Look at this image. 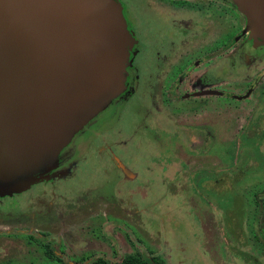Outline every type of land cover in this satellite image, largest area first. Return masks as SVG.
Here are the masks:
<instances>
[{
    "label": "rangeland",
    "instance_id": "obj_1",
    "mask_svg": "<svg viewBox=\"0 0 264 264\" xmlns=\"http://www.w3.org/2000/svg\"><path fill=\"white\" fill-rule=\"evenodd\" d=\"M125 7L133 41L126 66L131 91L72 141L69 158L56 171L50 172L58 159L20 184L0 186V264H82L98 258L114 263L129 255L161 264H264V143L256 150L249 146L231 173L245 169L236 179L245 182L248 175L262 186L228 185L222 134L215 155L194 162L212 169L200 173L191 164L195 138L157 106L165 71L163 8ZM237 13L250 36L245 17ZM215 22L218 37L224 23L217 16ZM234 48L217 57V78H229L225 64ZM151 92L157 95L150 109ZM225 104L217 98L215 113L221 117L222 109L234 108ZM217 117L216 132L228 127ZM113 157L137 179H126Z\"/></svg>",
    "mask_w": 264,
    "mask_h": 264
},
{
    "label": "water",
    "instance_id": "obj_2",
    "mask_svg": "<svg viewBox=\"0 0 264 264\" xmlns=\"http://www.w3.org/2000/svg\"><path fill=\"white\" fill-rule=\"evenodd\" d=\"M230 1L264 47V0ZM132 43L116 0H0L1 187L49 169L125 90Z\"/></svg>",
    "mask_w": 264,
    "mask_h": 264
},
{
    "label": "flooded vegetation",
    "instance_id": "obj_3",
    "mask_svg": "<svg viewBox=\"0 0 264 264\" xmlns=\"http://www.w3.org/2000/svg\"><path fill=\"white\" fill-rule=\"evenodd\" d=\"M116 1L122 8L126 22L125 3L134 4V7L139 8L144 6L153 9V4L163 8L160 12L163 13L166 20L165 33L167 38L163 43V66L161 65V67L162 69L165 68V71L162 74L163 78L160 79L161 101L159 102L160 105L157 106L163 109V113L174 118H170V120L176 122L177 128L182 129V131H190V134L195 138L190 149V156L194 158L191 164L198 168L199 164L195 165V161L205 162L204 160L209 156H214L213 152L218 145L216 137H220L222 134L223 143L228 147L226 153L229 158V165H227L229 175L225 177L226 181H229L228 185L231 187L235 184L246 186L248 183H253L251 186L257 184L262 186L263 183L259 179L250 182L248 175L245 182L242 179H236L238 174L247 173L245 169L240 168L235 173L236 175L231 174L233 173L232 169L235 170L234 167L240 163L239 157L242 154H249L250 150H247L249 146L256 150L257 147H260V143H264V47L255 45L251 36L245 34L244 29H242V20L237 13L238 10L233 7L231 1L149 0L147 4L145 0ZM217 13L218 15H216ZM216 16L220 22L224 23L218 29L220 32L218 37L216 34ZM185 43L187 46L184 48ZM234 45L236 48L232 50L225 64L229 78L227 80L217 78V57ZM174 59L175 61H172ZM128 74L126 73L124 93L107 108L118 104L129 95L132 87L130 88L129 85L130 75ZM217 79L219 80L217 81ZM150 86L153 89V86ZM156 95L157 93H150V109L154 105L153 98ZM217 98L220 99V103H226L228 109H231L232 106L235 109L232 108L231 112L222 109L225 117H221L220 111L215 113L214 106ZM235 103L239 105V109ZM99 115L89 122L84 129L94 122ZM216 117L220 121L226 119L224 121L228 123L226 125L228 127L216 132ZM161 126L165 127L162 124ZM84 129L72 141L84 133ZM70 144L59 153L58 164L50 172L56 171L62 164L66 163L70 156L68 152ZM183 150L180 147V151H178L182 159L184 157ZM203 156L206 158L204 159ZM113 159L116 167L126 179H137L138 175L135 171L129 169L117 157H113ZM198 169L204 171H199L200 173L207 171L208 174H211L210 172H212L210 171L212 169L208 168ZM214 180L215 176L213 175ZM241 182L244 184L241 185ZM26 230L20 229L23 232ZM47 246L49 247V245ZM87 263L89 262L82 264Z\"/></svg>",
    "mask_w": 264,
    "mask_h": 264
},
{
    "label": "trees",
    "instance_id": "obj_4",
    "mask_svg": "<svg viewBox=\"0 0 264 264\" xmlns=\"http://www.w3.org/2000/svg\"><path fill=\"white\" fill-rule=\"evenodd\" d=\"M87 264H161L155 260L148 262L140 256L129 255L121 258L119 261L110 263L102 258L95 259Z\"/></svg>",
    "mask_w": 264,
    "mask_h": 264
}]
</instances>
